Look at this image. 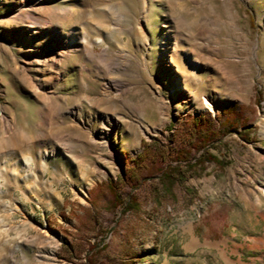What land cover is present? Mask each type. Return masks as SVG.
<instances>
[{"label":"rangeland","instance_id":"1","mask_svg":"<svg viewBox=\"0 0 264 264\" xmlns=\"http://www.w3.org/2000/svg\"><path fill=\"white\" fill-rule=\"evenodd\" d=\"M209 113L216 158L166 191L154 149ZM89 258L264 264V0H0V264Z\"/></svg>","mask_w":264,"mask_h":264},{"label":"trees","instance_id":"2","mask_svg":"<svg viewBox=\"0 0 264 264\" xmlns=\"http://www.w3.org/2000/svg\"><path fill=\"white\" fill-rule=\"evenodd\" d=\"M240 108L243 109V107ZM227 109L226 114L228 115L223 121V128L229 131H237L235 123L239 121V123L244 124L245 118L242 117L238 120L237 115L231 116L235 112L236 107H228ZM190 126L191 137L186 146L167 150L154 149L156 153L154 158H160L165 165L159 166L158 163H153L146 167V172L160 173L158 181L160 184L166 185L165 190L168 192H171V184L174 183L175 177L184 182L188 174H195L197 167L202 170L205 165L204 162H209L216 158V156H212L210 151L212 148H216L219 143L222 129L215 126L212 115L209 113L195 116ZM243 127H245L244 132L248 131L246 125H243ZM143 144L147 146L146 141H143ZM145 155L146 153L143 152L136 158L130 159V163L125 167V174L120 177L121 181L130 182L131 185L139 183L137 174L144 167L143 158ZM117 183L115 179H110L107 185L114 196L115 203L120 205L123 203V199L119 193L121 190H118L120 185ZM88 264H96V262L89 258Z\"/></svg>","mask_w":264,"mask_h":264},{"label":"bare ground","instance_id":"3","mask_svg":"<svg viewBox=\"0 0 264 264\" xmlns=\"http://www.w3.org/2000/svg\"><path fill=\"white\" fill-rule=\"evenodd\" d=\"M77 30H78V28H70V30L65 35L66 41H70V42L73 41L74 42L75 41V37H76L75 35L77 33ZM202 99H203V102H208L206 96H203Z\"/></svg>","mask_w":264,"mask_h":264}]
</instances>
